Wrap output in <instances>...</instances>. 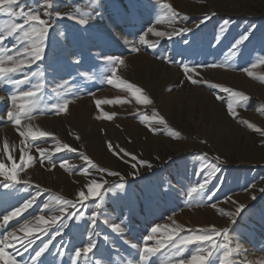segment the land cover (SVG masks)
I'll use <instances>...</instances> for the list:
<instances>
[{
  "label": "rangeland",
  "instance_id": "rangeland-1",
  "mask_svg": "<svg viewBox=\"0 0 264 264\" xmlns=\"http://www.w3.org/2000/svg\"><path fill=\"white\" fill-rule=\"evenodd\" d=\"M175 1L17 0L15 10L22 6L25 10L39 11L52 25L46 37L44 58L16 73L13 79L24 80L33 71L37 76L29 83L0 84V163L5 164L6 173H11L15 164L21 181L14 187H0V238L14 243L22 239L25 244L26 233L21 229L25 224L34 229L29 238L35 242L16 259L19 264H32L34 251L49 240V248L39 258L45 264H72V261L82 264L80 258L74 257V250H81L83 256L82 248L89 237L96 243L95 255L89 254L91 260L99 264H140L137 248L132 245L162 246L169 234L177 232L179 235H174L173 240L180 243L184 236L211 232L213 226L217 231L229 229V264H264V135L257 131L264 130V0H227L226 5L211 0H184L191 10L177 8ZM164 4L171 5L177 14L174 19L166 15ZM219 9L224 12L219 13ZM125 12L127 23L118 15ZM56 13H61L63 18H58ZM69 15L86 18L89 23L82 26L77 20L69 19ZM205 16L211 19L202 22ZM218 18L226 21L223 28L230 30H218L221 21ZM13 23H23V18L0 13L5 36ZM162 25L166 26L162 28ZM149 28L154 31L148 32ZM185 28L191 31L182 32ZM155 32L165 35L156 42L148 40L150 36L158 37ZM242 34H249L248 41L236 45L234 41ZM22 35L18 32L6 36L5 55L25 58L16 54L17 49L31 43L20 44L17 36ZM149 44H155L153 51ZM132 47L139 51L132 52ZM139 53L150 55L151 59L138 64L135 58ZM108 57L122 59L124 63L117 60L113 69ZM4 66L13 65L6 61ZM209 69L228 72L232 77L216 80L211 73L205 74ZM41 72L43 76L39 75ZM167 75L172 79L168 84L163 83L162 95L154 86L148 90L149 84H160ZM192 80L197 83L193 84ZM128 84L141 89V100H137ZM225 88L229 91H224ZM109 90L122 96L107 99L104 94ZM25 91L38 93V98H32L35 110L30 113L25 106L32 101L22 98ZM237 92L248 100L236 103ZM166 99H170L169 118L163 107ZM80 100L96 111L99 120L104 111L101 112L97 101H104V108L120 104L117 113L105 116L110 121L118 119L130 144L135 139L128 128L136 121L151 134L165 136L172 140L171 144L182 146L175 148L164 142L174 154L170 160L157 154L149 158L143 152L119 156L116 163L125 166L124 169L119 165L104 166L88 156L84 160L85 142L74 130L69 107L76 106ZM230 101L233 112L228 109ZM10 111L20 119L19 124L8 118ZM44 117L50 120L47 127L38 124ZM161 117L165 123L159 122ZM22 120L27 121L26 126H22ZM97 128L103 132L98 124ZM40 131L50 135L35 140L29 135ZM64 145L75 151H68ZM58 148L60 151H56ZM141 161H147L151 167ZM92 164L97 168H92ZM35 165L40 168L38 174L29 172ZM214 168L218 170L210 176ZM111 172L119 175H110ZM206 179L202 195L191 192ZM93 180L103 185L100 191L104 197L103 215L98 217L95 227L90 218L99 197H92L88 191ZM0 182L14 183L5 175H0ZM120 183L125 185L123 190L115 188ZM81 192L87 200H81ZM33 197L30 208L6 223L3 221L4 215L22 208ZM57 199L71 200L74 206L67 207L63 213L44 208L46 203ZM241 205L244 207L240 208ZM73 212L76 215H68ZM41 215L48 224L37 221ZM53 215H59L65 225L59 234L51 221ZM105 219L120 224L122 232H113L110 224L104 223ZM157 226L159 231L152 233L151 229ZM13 232L14 239L8 235ZM149 235L151 241L147 240ZM217 240L224 242L223 236ZM56 247L60 249L53 255ZM208 247L190 244L181 255L175 256L173 247L168 245L149 264H190L198 248L201 254H206L204 250ZM9 252L7 248L8 255ZM223 252L215 254L211 264H223Z\"/></svg>",
  "mask_w": 264,
  "mask_h": 264
},
{
  "label": "snow or ice",
  "instance_id": "snow-or-ice-1",
  "mask_svg": "<svg viewBox=\"0 0 264 264\" xmlns=\"http://www.w3.org/2000/svg\"><path fill=\"white\" fill-rule=\"evenodd\" d=\"M43 2V0H42ZM48 7H52L51 4L48 5ZM163 7L167 10L166 15L170 16V19H174L176 17L175 11L172 9L170 4H164ZM17 8V0H0V13H4L9 15L10 17L13 18H23V23H13L8 28L6 29V36L7 37H12L16 33L20 32L23 33L22 36H17V40L20 44H24L25 41H30L31 43L29 45H26L22 50L17 49L16 54L17 56L23 55L25 58L23 59H14L12 55H5L6 49L4 48V40L6 38L4 34V26H0V84L8 83V84H13V85H19V84H24V83H29L31 78H34L37 76V73L35 71L31 72L30 75H26L24 80H14L13 76L16 73L23 72L25 71L27 66H30L31 64H36L38 61H41L44 58V51L46 48V37L49 33L50 28H52V25H50L49 21L47 19H43L39 13V11H34V10H25L22 6H20V10L17 11L15 10ZM48 13L45 12V15ZM99 15V13H96ZM58 18H63V15L61 13H56ZM120 19H123L126 23L128 22L127 16L128 14L125 13H120L118 14ZM212 15H215L214 13ZM69 19H74L77 20V22L82 25V26H87L89 23V20L86 18H79L77 19L76 17H73L69 15ZM211 19V16H205L202 18V22ZM115 23V20H114ZM227 23V22H226ZM27 26V27H25ZM154 30L152 28L148 29V32H153ZM191 31L190 29H182V32H188ZM63 35V34H61ZM109 37L112 36L111 33H108ZM155 35L157 36H163L165 35L162 32H155ZM249 39V34H242L239 36L234 43L235 44H242L244 41H248ZM142 43H147L146 41H141ZM154 47V45H153ZM132 52H138L139 49L137 47H132L131 49ZM119 60L120 64H123L124 61L119 58H113V57H108L107 61L109 62L110 66L114 69L116 61ZM10 62L13 66L6 67L4 66L5 63ZM79 61H77L78 63ZM215 66V65H213ZM186 70H187V66ZM40 76H43V72L39 73ZM251 75V73H249ZM191 79V77H189ZM111 83V81H109ZM193 84H196V80H192ZM41 89L43 88V85L39 86ZM128 88L130 90H133L134 94H136L137 100H141V97L139 96V93L141 92V89L139 87H135L132 84H128ZM55 91V89H54ZM224 91H229V89L225 88ZM57 96L60 95L59 92L56 93ZM234 96L237 97L238 99L235 101L236 103H239L240 101H247L248 97L242 93H234ZM34 97L38 98V93L36 91H25L22 93V98L29 99L32 101V103L26 107V112L30 113L31 111L35 110V101L32 99ZM15 99V97H13ZM150 102V101H148ZM101 103L100 101H97V104ZM233 101H230L228 104V109L230 112H233L234 109L232 107ZM54 108L58 109V105H53ZM64 108H67V102L64 103ZM8 118L9 119H15V123L19 124L20 119L18 117H14L13 112H8ZM160 123H165L163 121V118H160ZM252 127V125H250ZM257 131H260L261 135H264V130L257 129ZM21 135H24V133H21ZM29 135H31L32 139L35 140L40 137H48L50 134L46 131H40V132H30ZM65 148H67L68 151H75V149L69 148L67 145H64ZM5 148H7V145H5ZM56 151H60L58 148ZM121 151H123L121 149ZM43 157V153L41 154ZM50 158V157H49ZM11 159V157H9ZM84 160H88L87 156L83 157ZM135 159V157H133ZM142 164H144L147 167H151V164H149L147 161H141ZM92 168H97L95 164L91 165ZM5 164L0 163V175H5L7 180H10L14 182L12 185H9L7 183L0 182V187H14L16 184L21 183V181L17 177V169L16 165H13L11 173H6L5 172ZM135 168V165H133ZM218 169H213V171L209 174L214 175L215 172ZM87 171V169H85ZM99 171H107L106 169H99ZM110 175L116 176L119 175L117 172H111L109 173ZM207 179L205 180V183L199 184L198 188L193 187L191 189L192 193H199L203 194L206 184H207ZM92 187L89 188V193L92 197H99V200L94 203V211L91 214L90 218V223L93 227H95L96 221L99 216L103 215L102 212V202H103V195L101 194L100 189L103 187L102 184L97 183L95 180L92 181ZM125 185L123 183L115 185V188L117 190H123ZM112 189H109L111 191ZM264 191V189H262ZM80 198L81 200H87L88 197L84 196V193H80ZM255 199V197H252ZM35 200V197H33L32 200L27 201L26 203L23 204L22 208H17L15 211H12L8 215L3 216V221L6 223L9 220H11L13 217H16L20 215L21 212L24 210L30 208ZM57 205L59 207L57 208ZM73 201L71 200H64L61 201L60 199H57L56 201L52 203H46L44 205V208L49 210V211H59L63 213L67 207H72ZM84 205H81V208H83ZM244 206L241 205L240 208H243ZM239 211V210H238ZM69 216H74L76 213H68ZM37 221L43 224H48L49 222L45 220V217L43 215L38 216ZM52 224L56 225L57 229V234H59L60 228H63L65 225L63 221L61 220V217L59 215H53L51 218ZM57 221L59 223L57 224ZM104 223L110 224L111 230L116 233H121L122 232V227L118 223H110L109 220L105 219ZM51 226V225H50ZM26 233V243L22 245V247L27 250L29 246H31L34 243V240L29 238L32 237L34 234V229L32 227H29L28 224H25L23 228L21 229ZM44 231H47V229H44ZM152 233H156L159 231V226L153 227L151 229ZM9 237H14L15 233H9ZM174 235H179V233H174V234H169L167 243L163 244L162 246H156V247H149L145 244L143 247H137V245H132L133 248H137V256L139 257L140 264H149L150 260L152 257L157 256L161 251L162 247H167L168 245H171L174 249V255L179 256L181 255L187 248L188 245L190 244H196V245H203L207 244L209 247L204 250L206 251V254H201V250L198 248L197 251L194 252L191 256L190 264H211V260L215 259L216 256L215 254L220 253L221 250H224L223 255H224V260L223 264H229V255L230 253L228 252L229 249V229L225 228L221 231L215 230L213 226V230L211 232H208L207 230L204 231V234H192V235H187L181 238L180 243H175L173 240ZM223 236L224 242L221 243L220 241L217 240V237ZM108 237L105 236V240H107ZM148 241L152 240V236L149 235L147 237ZM13 241L9 240L7 238H0V260L7 261V264H16V261L11 259L9 256L6 254V249L9 247L10 244H12ZM51 243V240L49 242H45L38 248V250L34 251V257L32 259V264H45L43 260H40L39 258L45 251L49 248V244ZM96 247L95 241L89 237V242L87 243L86 246L82 248L83 256L81 254V250H74V257L80 258L82 261V264H99V261H94L89 258V254L91 253L93 256L95 253L93 252V249ZM27 264V262H25Z\"/></svg>",
  "mask_w": 264,
  "mask_h": 264
},
{
  "label": "bare ground",
  "instance_id": "bare-ground-1",
  "mask_svg": "<svg viewBox=\"0 0 264 264\" xmlns=\"http://www.w3.org/2000/svg\"><path fill=\"white\" fill-rule=\"evenodd\" d=\"M211 1L213 3H215V4H217V5L218 4H223V5L227 4V0L226 1L225 0H211ZM175 4H176L177 8H180L182 10H184L186 8H189L191 10V7H186V2L184 0H176ZM204 6H205V4H204ZM218 11H219V13L220 12H224L223 9H221V10L219 9ZM162 17H165V16H162ZM218 20H221V21H219L220 24H218L219 25L218 26L219 27L218 30H221V31L230 30V28L229 29H224L223 28V25L226 24V21H222L221 18H218ZM163 25H162V28H164L166 26V25L165 26H163ZM167 30H169V29L167 28ZM161 37L162 36H158V37L150 36V39H148V40H154L156 42V40L159 41L161 39ZM149 46L152 47V48H149V49H151V51H153V49H155L154 48L155 44H154V47H153V45H150V44H149ZM149 56H146V55L143 56V54L139 53L138 56H136L135 59H136L137 62H139L138 64H140L141 63L140 61L145 62L144 60H149L148 59V58H150ZM208 73H211V75H212V77L214 79H216V80L219 79L220 81H222L223 79L226 80V79H229V78L232 77L230 73L225 72V71H220V70H217V69H209V70H207L205 72V74H208ZM171 79L172 78L170 76L168 77V75H167V76L161 78V80L159 82L160 84H154V85L153 84L152 85L149 84L148 85V90H150V89L153 90V86H154L155 88H157V90L160 93V95H162L161 94V90H162V87H163V83L166 82L168 84V82ZM231 84H234V82H232ZM107 91L105 92V94L103 93L107 99L108 98L111 99V98L117 97V95H119V97H120V95H121V94H119V92L118 93L117 92L112 93V92H110V90H109V92H107ZM130 97H132V96H130ZM143 101L145 102L146 99H143ZM83 102H84L83 100H80L79 104H77L76 106H73V105L69 106L70 107V111H71V113L73 115V122L74 123H72V124L75 127L74 130H75L76 134L78 135V137L81 138L85 142L84 146L82 147L83 151L85 152V155L90 157V158H93L94 160L98 161V163H100V164H102L104 166L116 167V166L119 165V168L124 169L125 166H123L121 164H117L116 162H117V158L119 156H124V155H127L128 153L141 154L143 152V154L145 153V155L148 156L149 158H151V155L157 154V155H161V157L164 160H170V159L173 158L174 154L169 151V149L165 146L164 142H166V143L168 142L172 147H175V148L179 147V146L180 147L182 146V144H180V143L179 144H171L172 140L167 138V137H165V136L151 134L150 132L147 131L145 126H143L141 123L136 122V121L131 123V126L128 128V132L132 135L133 139H135L134 140L135 142L133 144H130L128 142L127 138H126L127 134L125 136V129L123 130V128L121 127V125L118 122V119L115 120V121H112V120L110 121V117L105 116V115H108L110 113H114V111H116L115 113H117L119 111V109H120L119 108L120 104H114L113 103L110 107L104 108L105 107V104H103L104 101L99 103L98 105H99V108H101V112H102V109L104 111V114L102 113V115H100V120H99L96 111L93 110L91 108V106H89V105L87 106V105L83 104ZM167 102L169 103L170 99L169 100L166 99L163 102V107L165 109V112H166L165 114H166L167 118H169L168 113H169L170 110H169V106H167ZM113 106H115V110H114ZM118 114H120V113H118ZM39 120L40 121H38L39 122L38 124H42L43 125L42 127H47L48 124L50 123L49 118H45L44 117V118H40ZM21 124H22V126H26L27 125V121H23L22 120ZM97 124H98V126L100 128H103L102 129L103 132H101V130H99L97 128ZM121 149L123 151H121ZM136 150L138 151V153H136ZM29 172L32 173V174H35V173L38 174L40 172V168H39L38 165H35L29 170ZM3 228H5V226ZM51 237H52V235H51ZM11 238H13V237H11ZM18 238H20V237H17L16 239H18ZM24 240H25V238H24ZM21 241H22V239H18V240L15 241V243L13 242L12 244H10L9 247H8V249L11 250V252H9L10 255H8L6 253L7 256H9L11 259H13L15 261H16V259H20L19 257H21L24 254V252L27 251L25 249H24V251H20L19 250V249L23 248L22 245L24 244L23 241L22 242ZM59 249H57V247H56L52 251V254L55 255L59 251ZM67 261H69V260H67ZM72 262L74 263V261H72ZM0 264H7V261L3 260V262L0 263ZM16 264H19V263L16 261ZM69 264H71V262Z\"/></svg>",
  "mask_w": 264,
  "mask_h": 264
}]
</instances>
